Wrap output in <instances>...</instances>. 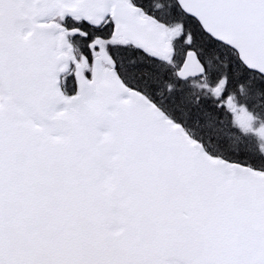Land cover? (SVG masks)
<instances>
[{"label": "snow or ice", "instance_id": "6c2138e0", "mask_svg": "<svg viewBox=\"0 0 264 264\" xmlns=\"http://www.w3.org/2000/svg\"><path fill=\"white\" fill-rule=\"evenodd\" d=\"M0 264H264V0H0Z\"/></svg>", "mask_w": 264, "mask_h": 264}]
</instances>
